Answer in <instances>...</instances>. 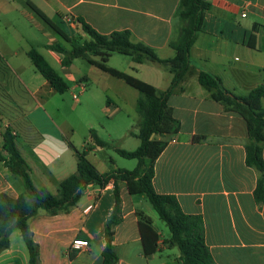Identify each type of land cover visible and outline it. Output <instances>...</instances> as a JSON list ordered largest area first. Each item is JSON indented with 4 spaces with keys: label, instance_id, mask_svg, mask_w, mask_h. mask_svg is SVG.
<instances>
[{
    "label": "crops",
    "instance_id": "obj_1",
    "mask_svg": "<svg viewBox=\"0 0 264 264\" xmlns=\"http://www.w3.org/2000/svg\"><path fill=\"white\" fill-rule=\"evenodd\" d=\"M204 1L210 4V10L204 14L202 28L190 49L188 71L168 98L180 130L154 162L152 187L157 194L173 196L183 213L201 218L204 243L213 264H264V198L260 202L255 200L259 173L245 164V122L213 99L214 89L198 83L199 73L206 72L218 77L222 86L236 96L264 86V0ZM178 3L179 0H0V145L2 130L11 128L20 154V143L32 150L27 157L21 155L40 186L55 194L60 182L75 172L76 157L68 165L63 159L55 164L52 158L38 152L40 140L27 143L24 139L22 131L27 127H32L38 136L39 133L35 127L22 123L21 107L25 101L15 99L13 83L8 78L16 76L21 87L33 97L37 91L30 92L20 77L25 67L18 52H12L6 35L14 34L13 39L23 42L19 48L27 57L26 53L33 48L28 35L33 34L29 28L23 34L17 30L15 25L21 23V17L32 21L36 16L54 32L31 8L34 6L69 38L84 35L79 25H68L62 18H81L102 35L128 31L133 42L144 43L159 59L168 60L174 56L168 44L177 32L173 16ZM41 29L42 34L48 33ZM54 54L60 64V57ZM116 56L120 55H111L105 66L131 75L158 92L169 87L172 73L167 64H134L128 57ZM90 59L100 62L97 56ZM73 61L63 69L71 68ZM88 66V74L81 78L84 82L96 72L110 76L94 65ZM104 81L115 99L106 100L104 111L111 107L135 111L136 90L112 76ZM80 87L84 90V86ZM261 106L264 108V96ZM126 137L135 139L128 131L123 136ZM261 158L264 163V147ZM116 168L119 167L113 163L111 169ZM112 188V184L103 188L88 186L68 213L50 216L38 211L29 220L40 264H102L104 225L113 207ZM21 191L0 163V193L16 198ZM119 195L121 220L111 237L116 264H178V251L165 243L168 237L152 220L145 197L129 195L123 183H119ZM140 214L149 219L148 227L158 238L155 251L153 236L141 225ZM86 237L87 249H70L73 239ZM8 240V248L0 253V264H28L19 231L11 232Z\"/></svg>",
    "mask_w": 264,
    "mask_h": 264
},
{
    "label": "trees",
    "instance_id": "obj_2",
    "mask_svg": "<svg viewBox=\"0 0 264 264\" xmlns=\"http://www.w3.org/2000/svg\"><path fill=\"white\" fill-rule=\"evenodd\" d=\"M31 8L69 45V49L61 43L46 47L60 57L62 68H68L74 59L82 58L88 64L123 81L138 92L135 104V112L138 115L137 131L130 132L129 135L134 136L139 141V145L134 151L113 148L99 139L95 131L90 130V145L82 152L75 151V172L62 180L56 193L52 194L46 187H36L33 184L30 168L17 148L12 129L4 128L1 132L0 163L12 178L20 181L22 191L16 198L0 193V253L8 248L10 233L17 230L26 246L28 264H40L38 245L32 240L29 220L38 211L50 216L68 213L89 185L103 188L111 183L113 207L104 225L105 247L101 252V263L116 264L117 256L111 245V237L114 226L121 220L119 183H123L129 195L144 196L158 219L165 225L169 233L165 243L178 251V264H213L204 243L201 218L183 213L173 196L157 194L152 187L154 162L172 140L170 138L180 130V123L168 106V98L172 89L188 71L190 49L202 28L204 14L210 10V4L204 0H179L173 16L177 32L168 44L174 51V56L168 60L159 59L155 51L144 43L133 42L128 31L102 35L81 18L75 21L84 37L69 38L38 9L34 6ZM113 54L128 57L134 64L144 62L167 64L172 73L169 87L165 91L158 92L151 85L131 75L106 67L105 62ZM26 55L34 69L53 91L63 94L67 90L62 77L34 48L29 49ZM90 56L99 57L100 62L92 61ZM198 83L215 90L213 99L224 110L234 112L243 118L248 139L245 145V164L259 173L254 198L257 202L262 201L264 198V163L261 158V149L264 147V108L261 106V99L264 96L263 84L253 88L245 96H236L225 89L220 79L212 74L200 72ZM96 148L113 149L120 157L135 160L136 166L132 170L116 168L100 173L87 160L88 152ZM139 217L141 225L153 236L152 250L155 251V242L158 238L148 227L149 219L142 214Z\"/></svg>",
    "mask_w": 264,
    "mask_h": 264
},
{
    "label": "rangeland",
    "instance_id": "obj_3",
    "mask_svg": "<svg viewBox=\"0 0 264 264\" xmlns=\"http://www.w3.org/2000/svg\"><path fill=\"white\" fill-rule=\"evenodd\" d=\"M21 20L19 25H15L16 28L18 26L17 30L22 34L28 28L31 30L33 35H28V37L33 40V48L62 77L67 85V90L63 94L53 91L34 69L30 60L21 52L19 47H23V42L13 39L14 34L6 35L10 47L13 48L12 52L15 50L16 53L18 52L21 65L25 67L22 68L23 70L19 74L20 77L29 86L30 92L37 91L35 97H33L21 87L16 76L11 75L8 78L13 83L11 87L14 90L12 92L15 99L22 98L25 101L24 106L21 107L23 113L22 123L35 127L39 133L38 136L34 133L32 127H27L25 131H22L26 136L24 138L26 142L32 143L40 140L38 152L52 158L55 164L62 159L67 165L73 163L75 151L82 152L86 146L90 145V130L95 131L99 139L110 144L113 148L134 151L139 145V141L136 138H123V136L126 131H128V134L130 132L136 133L138 122L136 112L133 109L129 110L127 107L124 109L111 107L108 111H104L107 106L106 100H115L111 91L106 88L104 81L105 78L111 76L96 72V74H89L91 77L89 80L82 81L81 78L87 75L89 70L86 60L82 58L76 59L73 61L71 68L64 70L58 63L57 56L47 50L46 45L61 43L67 49H69V45L58 37L55 32L47 28L38 17L33 16V22L23 17H21ZM72 20L74 21V19ZM41 28L46 29L50 37H48V33L42 34ZM116 57H119L116 59H123L124 56ZM80 86H84L83 91ZM72 95L77 97V101L73 100ZM19 149L25 157L32 152L29 147L21 143ZM87 160L99 172L110 170L113 163L115 166L127 170H132L136 166L135 160L122 158L113 149L97 148L95 151L88 152ZM15 180L22 190L20 181ZM31 180L36 187L40 186V182L33 176ZM146 205L152 220L160 227L163 236L167 238V228L158 220L147 201Z\"/></svg>",
    "mask_w": 264,
    "mask_h": 264
},
{
    "label": "built area",
    "instance_id": "obj_4",
    "mask_svg": "<svg viewBox=\"0 0 264 264\" xmlns=\"http://www.w3.org/2000/svg\"><path fill=\"white\" fill-rule=\"evenodd\" d=\"M244 16V15H242ZM62 21L69 24V25H74L76 23V21L72 20L69 17H63ZM80 89L83 91V88L80 87ZM73 100L77 101V97L75 95H72ZM111 184V183H109ZM91 186V185H89ZM89 246V239L88 237L86 238H77V239H73L70 243V249H73L75 251H81V250H85L87 249Z\"/></svg>",
    "mask_w": 264,
    "mask_h": 264
}]
</instances>
